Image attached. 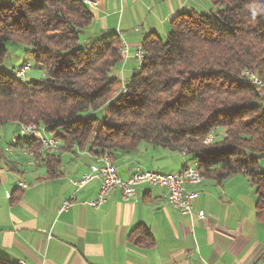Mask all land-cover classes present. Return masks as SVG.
Masks as SVG:
<instances>
[{
  "label": "trees",
  "instance_id": "obj_1",
  "mask_svg": "<svg viewBox=\"0 0 264 264\" xmlns=\"http://www.w3.org/2000/svg\"><path fill=\"white\" fill-rule=\"evenodd\" d=\"M209 1L207 13L175 16L165 39L144 37L148 60L112 98L122 40L114 33L88 39L93 16L82 1L0 0V63L4 45L14 43L44 69L29 83L16 70H0V126L34 124L65 149L89 142L98 158L145 142L185 154L203 178L217 182L243 173L264 221V88L245 76L264 85V0ZM217 130L224 135L205 144ZM27 138L9 147L39 157L40 145ZM6 156L0 144V172L16 171ZM44 161L53 176L59 161L49 155ZM134 231L136 242L152 243L146 228Z\"/></svg>",
  "mask_w": 264,
  "mask_h": 264
},
{
  "label": "crops",
  "instance_id": "obj_2",
  "mask_svg": "<svg viewBox=\"0 0 264 264\" xmlns=\"http://www.w3.org/2000/svg\"><path fill=\"white\" fill-rule=\"evenodd\" d=\"M80 1L89 3L86 7L93 16L85 31L88 39L114 33L129 46V58L118 68L122 79L132 73L128 62L135 63L133 52L144 37L166 35L169 22L178 14L213 9L209 0ZM14 130L10 142L18 136L28 140L18 127ZM25 149L13 148L6 156L16 171L0 172L3 263L264 264V221L256 217L257 193L243 173L221 182L203 178L198 187L189 188L198 192L191 216L168 205L166 191L147 185L138 186L128 200L112 190L100 206L92 208L88 203L96 200L99 182L93 180L78 191L71 184L98 163L89 142L67 149L60 142L55 151L40 149L37 158L25 155ZM45 155L59 161L53 176ZM111 161L122 179L137 171L175 174L184 164L196 165L186 155L145 142L130 153L114 152ZM260 167L264 171V164ZM19 183L24 187L19 188ZM71 196L75 201L70 208L58 213ZM198 211L204 212L203 220L197 219ZM137 227L147 229L152 243L136 242Z\"/></svg>",
  "mask_w": 264,
  "mask_h": 264
},
{
  "label": "built area",
  "instance_id": "obj_3",
  "mask_svg": "<svg viewBox=\"0 0 264 264\" xmlns=\"http://www.w3.org/2000/svg\"><path fill=\"white\" fill-rule=\"evenodd\" d=\"M119 53L120 55H127L129 53V47H127L126 44H123ZM143 55H146V53L141 47H138L134 55L138 64L142 62ZM245 76L249 81L253 82L254 85L264 88V85L252 74L246 72ZM19 133L22 137L35 139L43 151H55L60 144L59 140L54 139L52 136H46L45 133L34 124L20 126ZM213 135L214 133L211 132L205 139L204 143H211L214 137ZM12 141L15 142L16 139L14 138ZM4 152L7 155H11L13 149L6 146ZM24 154L28 155L27 153ZM29 155H31V153H29ZM93 180L99 182V193L96 200L88 203L92 208L100 206L112 190H118L121 197L128 200L135 195L138 186L147 185L166 191V201L168 205L175 208L183 215L191 216L193 203L198 196V192L188 189L198 187L201 184L203 177L197 165L189 166L184 164L182 169L175 174H163L154 171H137L127 179H122L118 176L111 159L107 156H103L98 158V163L96 165L89 167L87 173L83 174L79 179L72 180L71 184L78 191ZM18 187L22 188L24 187V184L19 183ZM6 197L9 198V195H6ZM74 201L75 196H71L69 199L62 202L58 209V213L66 212ZM196 217L199 220H203L205 218L204 212L198 211ZM16 264L25 263L23 261H18Z\"/></svg>",
  "mask_w": 264,
  "mask_h": 264
},
{
  "label": "rangeland",
  "instance_id": "obj_4",
  "mask_svg": "<svg viewBox=\"0 0 264 264\" xmlns=\"http://www.w3.org/2000/svg\"><path fill=\"white\" fill-rule=\"evenodd\" d=\"M88 4L89 3H86L84 5L86 6ZM166 35H160V37L162 39H165ZM123 44H126V43H125V41L122 40L121 46ZM4 47L7 50V56L0 63V70L7 71L8 73H11V74H14V71L16 70V72H17L16 76L17 77L20 76L21 78H23L21 80L24 83L36 81V80H39V79L44 77L43 67L36 66L33 63L32 59H31L30 52L26 51V49H28L27 47L20 46V45L14 44V43H7L4 45ZM127 47H129V46L127 45ZM136 49L133 52V58H132L135 63H133L132 61L128 62V64H129L128 66H130L129 69L131 70L132 73L126 74L124 76V79H122L121 78L122 71L119 72V70H118L119 67L114 72L115 77H118V78L120 77L119 78L120 83L118 82L117 86L115 87V91H114V93H112V95H113L112 98L115 97L116 95H118L119 92L123 89V85H122L123 80H126L127 78H129L130 76H132L133 74L138 72V69H139L138 68V62L134 58ZM119 55H120V53H119ZM129 55H130V52L127 55H122V54L120 55V59L122 62L121 68L123 67L124 63L128 60ZM95 117L99 120L102 119L101 113L96 114ZM15 128H17V126H14V125L0 126V144H1L2 148H5L7 146V144L10 143V136H11V133H13L15 131L14 130ZM19 131H20V128H19ZM213 133H214V131H213ZM215 134L218 136L217 139H220L224 135V130H217L214 133V135ZM260 161H261L260 165H263L264 160H260Z\"/></svg>",
  "mask_w": 264,
  "mask_h": 264
},
{
  "label": "bare ground",
  "instance_id": "obj_5",
  "mask_svg": "<svg viewBox=\"0 0 264 264\" xmlns=\"http://www.w3.org/2000/svg\"><path fill=\"white\" fill-rule=\"evenodd\" d=\"M147 58H148V55H143V56H142V62H140V63L138 64V67H140V66L142 65L143 62H145L146 60H148ZM19 77H20V76H19ZM252 83H253V82H252Z\"/></svg>",
  "mask_w": 264,
  "mask_h": 264
}]
</instances>
